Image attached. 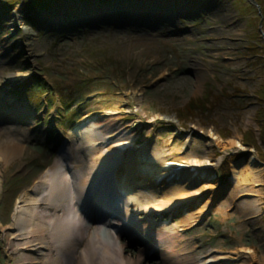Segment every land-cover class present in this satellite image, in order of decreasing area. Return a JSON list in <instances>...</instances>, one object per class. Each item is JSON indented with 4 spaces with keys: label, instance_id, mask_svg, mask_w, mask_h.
<instances>
[{
    "label": "rangeland",
    "instance_id": "obj_1",
    "mask_svg": "<svg viewBox=\"0 0 264 264\" xmlns=\"http://www.w3.org/2000/svg\"><path fill=\"white\" fill-rule=\"evenodd\" d=\"M254 1L257 7L249 0H0V91L24 131L20 153L1 168L2 229L19 192L70 156L66 143L85 115L127 128L135 143L168 160L219 161L188 183L189 170L162 184L164 192L171 184L207 185L202 198L169 214L174 225L192 216L176 243L187 242L192 262L219 255V264H264V180L250 188L256 196H241L255 169L264 174V0ZM77 8L90 14L73 15ZM9 116L0 114V127L13 124ZM248 130L257 148L242 143ZM118 172L112 178L133 182ZM112 178L105 196L114 197ZM91 206L96 215L85 217L107 216L103 205ZM128 235L119 237L124 257L166 264L154 249L141 256L143 240ZM6 250L0 233V264L21 262Z\"/></svg>",
    "mask_w": 264,
    "mask_h": 264
},
{
    "label": "bare ground",
    "instance_id": "obj_2",
    "mask_svg": "<svg viewBox=\"0 0 264 264\" xmlns=\"http://www.w3.org/2000/svg\"><path fill=\"white\" fill-rule=\"evenodd\" d=\"M79 8L72 14L79 17L90 14H85ZM61 17V12H58L56 20ZM79 19L77 23L82 22ZM25 35L29 37V34ZM5 96L0 91V114L9 116L8 112L11 111L9 117L13 124L0 127V189L1 168L20 153L17 142L19 133L24 132L18 112L9 108L8 97ZM91 118L84 115L77 123L73 139L66 143L70 156L61 159L57 166L42 170L31 185L19 192L10 224L6 229L0 225V233L6 240V251H10L11 256L21 257L18 264H138L136 259L122 255L119 237L130 233L129 237L140 238L144 242L141 256L154 249L162 255L166 264H219L223 259L219 255L210 256L208 260L196 258L197 261L192 262L187 253V242L177 245L179 232L191 225V215H184L183 220L175 225L169 221V214L178 206L202 198L207 185L186 190L182 183H178L162 191V184L170 181L171 177L175 176L174 180H177L180 173L192 171L186 173L188 178H184L188 183L189 175L200 177L206 170L217 166L219 161L212 162L206 155L200 159L190 156L168 160L157 148L149 150L146 143H135L127 128H113L107 121ZM164 120L172 122L167 117ZM103 123L109 125L106 126V133L100 130ZM234 144L241 148L238 140ZM142 154L144 156L140 157ZM249 160L254 161L252 157ZM117 168L120 172L116 175L125 172L133 176V182H126L118 176L112 178L111 173ZM238 172L234 171L231 177L237 186L241 184ZM254 172L241 196H256L250 188L262 185L264 174L259 176L258 169ZM111 178L117 184L114 197L112 194H102V189L107 182L110 183ZM157 178L162 179L159 185L155 181ZM96 203L103 205L106 211V217L98 215L102 221H93L88 217L96 215L92 214L91 206L96 207ZM110 206L113 209L109 211L107 207ZM205 209L206 205L199 207L201 212ZM255 210L258 212V209Z\"/></svg>",
    "mask_w": 264,
    "mask_h": 264
},
{
    "label": "trees",
    "instance_id": "obj_3",
    "mask_svg": "<svg viewBox=\"0 0 264 264\" xmlns=\"http://www.w3.org/2000/svg\"><path fill=\"white\" fill-rule=\"evenodd\" d=\"M256 2V1H255ZM260 101H262V104H264V99L262 98ZM263 125L262 124V128H263ZM263 141V139H262ZM242 143L248 147H252V148H257V142H256V139L253 135V132L252 131H246L243 135V140H242Z\"/></svg>",
    "mask_w": 264,
    "mask_h": 264
},
{
    "label": "water",
    "instance_id": "obj_4",
    "mask_svg": "<svg viewBox=\"0 0 264 264\" xmlns=\"http://www.w3.org/2000/svg\"><path fill=\"white\" fill-rule=\"evenodd\" d=\"M249 2L257 7L256 2L254 0H249ZM259 25H260L259 27H261V23ZM263 37H264V34H263Z\"/></svg>",
    "mask_w": 264,
    "mask_h": 264
}]
</instances>
